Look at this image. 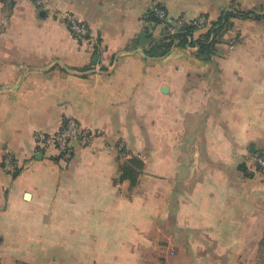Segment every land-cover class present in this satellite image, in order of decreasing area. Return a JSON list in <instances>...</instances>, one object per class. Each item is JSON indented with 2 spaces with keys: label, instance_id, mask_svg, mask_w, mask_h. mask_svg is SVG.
Instances as JSON below:
<instances>
[{
  "label": "crops",
  "instance_id": "1",
  "mask_svg": "<svg viewBox=\"0 0 264 264\" xmlns=\"http://www.w3.org/2000/svg\"><path fill=\"white\" fill-rule=\"evenodd\" d=\"M229 13L210 58L155 49ZM68 118L103 135L70 162L37 151ZM262 149L264 0H0V264H264Z\"/></svg>",
  "mask_w": 264,
  "mask_h": 264
},
{
  "label": "built area",
  "instance_id": "2",
  "mask_svg": "<svg viewBox=\"0 0 264 264\" xmlns=\"http://www.w3.org/2000/svg\"><path fill=\"white\" fill-rule=\"evenodd\" d=\"M149 14H154L160 20H168L166 9L160 5H153L148 11L145 19ZM55 16L65 23L77 41L84 44H95L94 35L90 26L81 21L77 16L69 12H56ZM195 24H198L199 27L202 28L206 26V20L204 18L197 19L195 20ZM102 135L101 130L85 127L75 118H68L65 120L60 130L54 134H35V141L37 151H40V153L49 148H53L57 151V157L59 160L70 162L74 157L77 144H80L83 147L90 146L94 140ZM250 162L251 167L253 169L255 168L257 173L264 177V149L254 152L250 157ZM24 168V164L15 156L12 154L6 155L3 169L7 173L16 175L24 170Z\"/></svg>",
  "mask_w": 264,
  "mask_h": 264
},
{
  "label": "trees",
  "instance_id": "3",
  "mask_svg": "<svg viewBox=\"0 0 264 264\" xmlns=\"http://www.w3.org/2000/svg\"><path fill=\"white\" fill-rule=\"evenodd\" d=\"M240 14L229 13L225 15L221 20L216 23L210 24L208 30L205 34H202L199 38L195 39L194 35L198 30L204 29V27H199L198 24H195V20L193 21H182L176 28L175 34L170 37L172 38V42L166 41L167 38H164L162 42L155 47V49L163 50L161 53L165 54L170 48L171 45L174 44V41H178L177 44L181 47H198L197 56L203 57L208 56L209 58L213 54H218L217 44L220 43L221 37L224 32H226L230 27V20L232 17H236ZM148 24H165L167 27L174 26L169 23L168 20H160L154 14H149L146 18ZM207 25V23L205 24ZM154 49V50H155ZM153 50V51H154ZM157 53H152L151 55H159ZM75 156V154H74ZM74 158V157H73ZM17 264H30L26 262H17Z\"/></svg>",
  "mask_w": 264,
  "mask_h": 264
},
{
  "label": "rangeland",
  "instance_id": "4",
  "mask_svg": "<svg viewBox=\"0 0 264 264\" xmlns=\"http://www.w3.org/2000/svg\"><path fill=\"white\" fill-rule=\"evenodd\" d=\"M252 169H253V168H252ZM253 171H254L255 173H257V170H256L255 168L253 169Z\"/></svg>",
  "mask_w": 264,
  "mask_h": 264
},
{
  "label": "water",
  "instance_id": "5",
  "mask_svg": "<svg viewBox=\"0 0 264 264\" xmlns=\"http://www.w3.org/2000/svg\"><path fill=\"white\" fill-rule=\"evenodd\" d=\"M41 157V154L38 156V158H40Z\"/></svg>",
  "mask_w": 264,
  "mask_h": 264
}]
</instances>
